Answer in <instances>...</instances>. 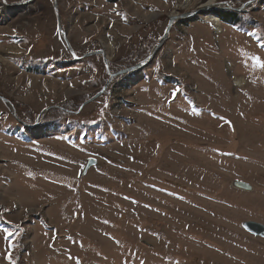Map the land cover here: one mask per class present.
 <instances>
[{"label": "rangeland", "instance_id": "rangeland-1", "mask_svg": "<svg viewBox=\"0 0 264 264\" xmlns=\"http://www.w3.org/2000/svg\"><path fill=\"white\" fill-rule=\"evenodd\" d=\"M27 1L0 0V264H264L245 228L264 225V48L247 35L264 38V0L239 27L213 13L253 0H214L113 79L210 0H58L72 51L55 0L12 6Z\"/></svg>", "mask_w": 264, "mask_h": 264}, {"label": "water", "instance_id": "water-1", "mask_svg": "<svg viewBox=\"0 0 264 264\" xmlns=\"http://www.w3.org/2000/svg\"><path fill=\"white\" fill-rule=\"evenodd\" d=\"M35 0H29L27 2H23V3H19V4H15V5H12L14 8H23V7H26L27 5H29L30 3L34 2ZM255 0L253 1H250L248 2L246 5H244L242 8H230V10L232 11H235V12H240V11H244V7L247 6V5H250L254 2ZM208 2H205L203 4H201V6H199L198 9L192 11V12H187V13H183V14H178V15H174V16H170L169 18V24H168V27L165 31V34L163 35L162 39L160 40V42L155 46L154 50L152 51V53L150 54L149 58L142 62V63H139L138 65L134 66V67H131V68H128V69H125L123 71H120L118 73H112V72H108L109 73V76H110V79H113L114 77H117V76H122V75H125V74H128V73H132L134 71H141L143 70L144 68L148 67L150 64H152L153 60L155 59V57L158 55V53L160 52V50L165 46V44L167 43V41L169 40L170 38V33H171V30H172V27L174 25V23L176 21H179V20H186V19H193V18H196L198 16H207L209 14L210 11H213L215 10V6H210L209 4H207ZM55 10H56V13H57V16H58V24H59V28L60 30L63 32V35H64V38H65V41L66 43L68 44L69 46V49L70 51H72L70 45H69V41H68V38H67V34L66 32H64V30L62 29V25H61V22H60V18H59V15H58V0H55V6H54ZM102 55L105 56V62H106V67L108 69V58L105 54L104 51H101L100 52ZM0 98L4 101V102H7L9 103V101L3 97L0 96ZM24 124V123H23ZM38 124H35L34 126H29L27 124H24L25 127H30V128H36ZM236 186L238 188H241V189H245V190H249V185L245 184V183H241V182H238V183H235ZM245 228L251 232L252 234L254 235H257V236H260V237H263L264 238V225L261 224V223H257V222H246L245 223Z\"/></svg>", "mask_w": 264, "mask_h": 264}, {"label": "snow or ice", "instance_id": "snow-or-ice-1", "mask_svg": "<svg viewBox=\"0 0 264 264\" xmlns=\"http://www.w3.org/2000/svg\"><path fill=\"white\" fill-rule=\"evenodd\" d=\"M247 35H249L251 37H254L257 40L258 47L264 48V38H262L261 36L257 35V33L254 32V31H249L247 33ZM252 59L255 62L254 63V67L260 68V69H264V61H262L258 56L257 57H253ZM173 95H175V93ZM220 119H223V117H221ZM3 232L5 234V236H4L5 240H8L9 237H12L14 235L13 232L10 231L9 228H7V227L3 228ZM9 246L10 247L13 246L11 244V242H9ZM6 259L8 260L9 264H15V260L13 259L12 255L10 253L6 256ZM77 264H79L78 260H77ZM142 264H143V262H142Z\"/></svg>", "mask_w": 264, "mask_h": 264}, {"label": "trees", "instance_id": "trees-1", "mask_svg": "<svg viewBox=\"0 0 264 264\" xmlns=\"http://www.w3.org/2000/svg\"><path fill=\"white\" fill-rule=\"evenodd\" d=\"M217 15L221 21L234 27L242 25L243 18L240 14L233 11H217L213 15ZM11 231V230H10Z\"/></svg>", "mask_w": 264, "mask_h": 264}, {"label": "bare ground", "instance_id": "bare-ground-1", "mask_svg": "<svg viewBox=\"0 0 264 264\" xmlns=\"http://www.w3.org/2000/svg\"><path fill=\"white\" fill-rule=\"evenodd\" d=\"M213 3H214V0H210L207 4H209L210 6H213V5H211V4H213ZM213 7H214V6H213ZM211 12H212V11H210L209 14H210ZM209 14H208V15H209ZM209 16H210V15H209ZM216 18H217V17H216ZM216 18H213V17H207L206 20H207L209 23H211L212 25H214V27H215V29H216V32L220 33V32H221L220 22H219V20H217ZM235 85L241 87L242 83H241L240 81H237Z\"/></svg>", "mask_w": 264, "mask_h": 264}]
</instances>
